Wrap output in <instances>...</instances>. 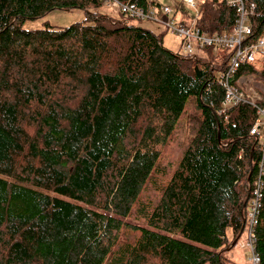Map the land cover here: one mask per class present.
Returning a JSON list of instances; mask_svg holds the SVG:
<instances>
[{
  "label": "trees",
  "instance_id": "trees-1",
  "mask_svg": "<svg viewBox=\"0 0 264 264\" xmlns=\"http://www.w3.org/2000/svg\"><path fill=\"white\" fill-rule=\"evenodd\" d=\"M107 1L0 0V264H237L225 251L259 178L264 264L258 112L223 106L215 70L228 52L217 64L174 52L124 13L96 10ZM246 1L256 3L255 39L264 0ZM74 8L86 18L24 27ZM237 16L227 0H205L196 25L228 32ZM257 62L238 76L264 82Z\"/></svg>",
  "mask_w": 264,
  "mask_h": 264
},
{
  "label": "built area",
  "instance_id": "built-area-1",
  "mask_svg": "<svg viewBox=\"0 0 264 264\" xmlns=\"http://www.w3.org/2000/svg\"><path fill=\"white\" fill-rule=\"evenodd\" d=\"M108 3L117 7L120 12L125 14V21L132 19L144 20L154 18L155 8H145L135 2H123L120 0H108ZM188 7L199 12L200 5L204 2L200 0H185ZM228 4L237 10V18L231 31L223 33L208 34L196 25V19L187 24H176L170 17L172 10L169 6L161 7L162 18L165 25L171 32L182 39V47L187 51V55L194 58L200 55L195 49L206 50L211 47L213 51L224 49L228 52L227 59L220 71V82L225 87V99L223 106L228 107L238 103H249L256 107L258 118L250 129V134L257 136L259 148L262 152V159L259 167L264 172V134H261L260 118L264 116V106L258 104L263 92L256 91V94L245 89L246 77L250 74L238 76V70L245 63H255L264 57V33L258 38L250 37L251 17L254 15L256 3L246 0H227ZM259 93V94H258ZM260 179V178H259ZM255 180L254 190L248 201L245 216V228L247 232L246 242H239L240 246L246 247L250 251L249 260L246 264H261L259 253L255 249V226L257 225V212L260 206L261 182Z\"/></svg>",
  "mask_w": 264,
  "mask_h": 264
},
{
  "label": "rangeland",
  "instance_id": "rangeland-1",
  "mask_svg": "<svg viewBox=\"0 0 264 264\" xmlns=\"http://www.w3.org/2000/svg\"><path fill=\"white\" fill-rule=\"evenodd\" d=\"M157 4L153 7L156 10L154 18L144 19V20H132L133 22L150 28L155 31L157 34L162 35L164 45L171 49L174 52H180L181 54H187V51L182 47V39L171 32V29L168 28L163 22L162 10L161 7L169 6L172 10L170 17L176 24H179L183 19L185 23H190L198 16V11L191 9L187 6L185 0H153ZM203 0H200V2ZM94 10V9H92ZM97 11L108 14L114 17L120 15L119 9L108 2H105L101 7L96 9ZM161 10V11H160ZM86 18V12L81 8L74 9H53L48 12L43 17L37 19H27L24 23V27L27 29L42 28L45 26L46 22L51 23L53 26L61 28L69 26L75 22L82 21ZM188 25V24H187ZM200 56L206 60H212L215 64L219 62V57L224 53V49H219L218 51L208 52L207 50H198L195 49ZM260 62V60H258ZM257 62V63H258ZM217 75L220 74L219 70H215ZM245 89L253 94H256V91L263 92L264 82L262 79L258 78L255 74H251L246 77ZM259 94V93H258ZM264 94V93H262ZM261 123V134H264V116L260 118ZM229 236L231 235V230L228 231ZM247 232L244 230L243 234L240 237V242H246ZM225 253L232 258L235 262H248L250 251L246 247L240 246L239 243L235 245L231 250L225 251Z\"/></svg>",
  "mask_w": 264,
  "mask_h": 264
},
{
  "label": "crops",
  "instance_id": "crops-1",
  "mask_svg": "<svg viewBox=\"0 0 264 264\" xmlns=\"http://www.w3.org/2000/svg\"><path fill=\"white\" fill-rule=\"evenodd\" d=\"M161 11V10H160ZM180 24H186L185 23V21H184V19L180 22ZM227 251H229V249H227ZM237 263V262H236ZM244 263H246V262H239V263H237V264H244Z\"/></svg>",
  "mask_w": 264,
  "mask_h": 264
},
{
  "label": "water",
  "instance_id": "water-1",
  "mask_svg": "<svg viewBox=\"0 0 264 264\" xmlns=\"http://www.w3.org/2000/svg\"><path fill=\"white\" fill-rule=\"evenodd\" d=\"M244 225H245V222H244ZM244 230V226H243V229H242V231ZM236 242H237V239L233 242V244H236Z\"/></svg>",
  "mask_w": 264,
  "mask_h": 264
}]
</instances>
